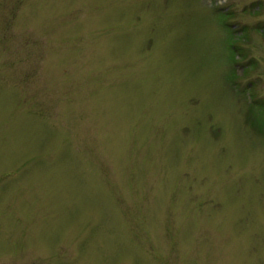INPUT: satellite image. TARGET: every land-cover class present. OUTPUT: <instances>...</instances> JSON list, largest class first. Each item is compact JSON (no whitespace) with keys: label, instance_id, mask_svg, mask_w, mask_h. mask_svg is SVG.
Here are the masks:
<instances>
[{"label":"rangeland","instance_id":"rangeland-1","mask_svg":"<svg viewBox=\"0 0 264 264\" xmlns=\"http://www.w3.org/2000/svg\"><path fill=\"white\" fill-rule=\"evenodd\" d=\"M0 264H264V0H0Z\"/></svg>","mask_w":264,"mask_h":264}]
</instances>
